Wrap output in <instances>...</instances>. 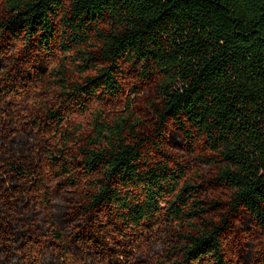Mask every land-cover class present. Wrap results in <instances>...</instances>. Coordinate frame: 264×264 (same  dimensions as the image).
<instances>
[{
  "label": "trees",
  "instance_id": "16d2710c",
  "mask_svg": "<svg viewBox=\"0 0 264 264\" xmlns=\"http://www.w3.org/2000/svg\"><path fill=\"white\" fill-rule=\"evenodd\" d=\"M4 3L0 57L15 45L18 53L0 77V264H56L44 260L53 243L69 255L53 216L42 232L31 207L21 204L45 164L63 190L75 189L74 212L89 225L71 237L70 246L84 252L78 264H90L96 253L110 261L128 256L131 241L161 227L162 218L188 226L172 233L168 250L180 260L171 264H235L223 242L232 225L248 219L264 231V0ZM69 61L81 65L79 75ZM41 64L52 66L44 72ZM127 76L134 83L126 115L109 120L97 111L83 140L81 127L67 121L98 101L124 100ZM34 80L43 105L12 117L4 100ZM150 91V125L131 120L135 98ZM22 129L32 135L28 155L30 139L16 135ZM170 133L188 146L200 141L208 152L200 160L215 168L211 182L228 191L225 203L212 204L225 206L217 219H204L201 183L187 180L188 167L167 143ZM4 180L20 182L18 190ZM83 183L88 192L81 195ZM32 193L36 216L47 212ZM102 218L109 229L94 226ZM242 242L236 239L239 249Z\"/></svg>",
  "mask_w": 264,
  "mask_h": 264
},
{
  "label": "rangeland",
  "instance_id": "374dc122",
  "mask_svg": "<svg viewBox=\"0 0 264 264\" xmlns=\"http://www.w3.org/2000/svg\"><path fill=\"white\" fill-rule=\"evenodd\" d=\"M4 0H0V13L4 8ZM11 50V54L15 51V55L17 52V46H13L9 48L8 51ZM7 52L6 56L0 57V77L4 74V71L8 70L9 58L11 56ZM27 61V60H26ZM60 64V62H58ZM69 70L72 71V75H79V69L81 65L76 66L73 64V61L70 62ZM52 65L49 64L46 68V65L41 64L42 71L46 72ZM47 74V73H45ZM48 75V74H47ZM127 80H130L126 88V93L124 100L121 102L114 101H98L92 105L89 113L83 115L77 113L72 115L70 119L67 121L71 123L73 127H81V131L79 132V136L83 138V140L87 139L88 134L91 133L90 122L92 121V117L97 113V111H102V116L105 118L109 117V120H113L119 116L126 115V97H130L132 92L130 90L131 84L134 83V80H131L130 76L126 77ZM141 86V85H139ZM18 89L22 90L21 92L17 91L16 97H13L10 100H4V103L7 109L10 112V115L14 118L24 117V114L28 112H35L39 105H43V97L41 92V84L40 82L34 80L32 83L21 86H17ZM149 91V90H148ZM135 98V102L131 108L133 112V116H131V120L135 118H139L143 123H147L150 125L152 119V109L149 106V102L152 99H155L150 92H144L138 94ZM134 99V98H133ZM1 102V101H0ZM1 104V103H0ZM172 128V123L169 124ZM52 130V129H51ZM47 133V137L52 134V131ZM11 135V134H10ZM17 137H23L24 135L30 139L29 143L26 142V145L23 147V154L27 153L28 155L29 148L32 144V135L30 131L22 129L21 132H16ZM49 140L53 141L54 137L51 136ZM167 143L171 146V153L176 157V159L180 160L182 163H185L188 167L187 170V180L190 183H201V186L198 190L197 197L203 200V206L206 209V214L204 219L215 218L217 219L220 215V212L225 209V206L221 205L217 208L212 207L213 202L225 203L228 199V191L220 187L218 185H214L211 181L212 177L215 175V168L212 166H208L206 163L201 161L200 159L203 157L204 159L209 157L208 152L205 151L203 145L199 142L193 144L192 146H188L187 143L181 141L176 137L175 133H170ZM46 144V142H45ZM77 144L74 139L71 141L70 147L77 150ZM203 179L206 182H202ZM7 183V187L10 188L12 193L18 188L13 189V186H19L20 182L11 180H4ZM57 179L52 175L48 167L45 165L42 166L41 169V177H36L34 183L29 186V183L26 184V189L28 192L27 196H23L21 199L22 207H27L29 205L32 211V218H37L41 225V231L46 232V226L49 221V217L53 216L57 227L61 228L62 232L65 235L66 247L69 246L71 249L69 250L68 256H62L61 249L58 247L56 243H53L51 247H48L46 250V255L44 260L48 261L50 259H55L56 264H78L80 263V257H83V253L81 250L77 252L78 247H71L72 245L71 237L77 231H81L89 225L80 222L78 220V215L74 212L73 206V198L72 192L75 189L67 188L66 190L62 189L61 183H57ZM32 182V180L30 181ZM84 184V185H83ZM83 189H77L79 193L82 195L83 192L87 191L86 183H83ZM31 190L35 197L34 199H41V203L45 204V207L49 209L47 212H43L36 216V206L32 203L31 199ZM32 193V194H33ZM63 204L61 207L59 204ZM1 212V211H0ZM165 215V214H162ZM94 224L95 227L100 230L109 229V225L105 223L104 218L96 221ZM170 229L171 233L167 231ZM188 228L187 225H184L182 228H178V224L166 222L163 218L161 220V227L156 230L149 231L148 233H142L137 239H133L131 241L132 248L130 252H127L129 255H125L124 252H120L118 255L115 254V260H109L110 257L104 255L102 253H96L91 256L90 264H154L158 260L168 261L167 264H171L175 260H180V258L176 257L175 254H170L168 250V244H173L172 238L174 234H172L175 230L184 231V229ZM71 233V235H70ZM140 237H142L140 239ZM240 238L243 242L241 245V249L237 247L236 239ZM106 237H104V241ZM23 242L20 238L18 240L19 243ZM223 242L225 244V249H227L228 254L234 256L235 264H263L264 261V231H261L255 225L251 223L250 220L243 221V223L235 222L232 225V229L223 237ZM105 244L111 246L109 242ZM80 248V247H79ZM17 260L18 257H16ZM1 259V255H0ZM197 264H207L206 262H200Z\"/></svg>",
  "mask_w": 264,
  "mask_h": 264
}]
</instances>
